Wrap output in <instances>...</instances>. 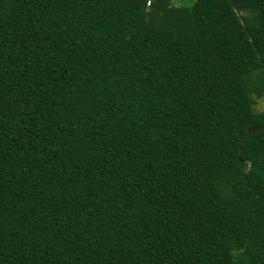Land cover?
<instances>
[{"label": "trees", "instance_id": "16d2710c", "mask_svg": "<svg viewBox=\"0 0 264 264\" xmlns=\"http://www.w3.org/2000/svg\"><path fill=\"white\" fill-rule=\"evenodd\" d=\"M264 0H0V264H264Z\"/></svg>", "mask_w": 264, "mask_h": 264}, {"label": "rangeland", "instance_id": "374dc122", "mask_svg": "<svg viewBox=\"0 0 264 264\" xmlns=\"http://www.w3.org/2000/svg\"><path fill=\"white\" fill-rule=\"evenodd\" d=\"M174 4L177 6H191L195 0H173ZM256 110H264V97L257 99V103L254 105Z\"/></svg>", "mask_w": 264, "mask_h": 264}]
</instances>
